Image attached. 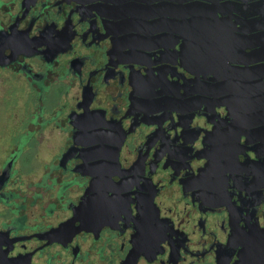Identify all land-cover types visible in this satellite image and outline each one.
I'll use <instances>...</instances> for the list:
<instances>
[{
    "label": "flooded vegetation",
    "instance_id": "af4514ba",
    "mask_svg": "<svg viewBox=\"0 0 264 264\" xmlns=\"http://www.w3.org/2000/svg\"><path fill=\"white\" fill-rule=\"evenodd\" d=\"M176 4L0 0V264H264V76Z\"/></svg>",
    "mask_w": 264,
    "mask_h": 264
},
{
    "label": "water",
    "instance_id": "95a60500",
    "mask_svg": "<svg viewBox=\"0 0 264 264\" xmlns=\"http://www.w3.org/2000/svg\"><path fill=\"white\" fill-rule=\"evenodd\" d=\"M152 1L155 0H126V6L138 10L150 7ZM167 4H170V1ZM249 5L251 8L256 5V10L259 12L264 11V0H177L176 10L179 18L177 22L179 33L183 37L179 52H183L182 56L185 58L192 56L195 62L203 63L202 52L194 51L192 55L190 53L192 48H199L198 50L202 51L205 45L210 49L207 56L210 66L225 65L240 69L244 76L248 74L247 81H261L264 76V16H249L251 13ZM225 19L232 24H224L229 27V31L225 29L226 36L224 33L221 34L223 30L219 29V22ZM237 20L243 24L240 27L242 32L234 35L232 28H235L234 23ZM252 28L256 31L250 33ZM206 39L211 40L206 41ZM245 47L250 49L246 50ZM239 54L245 56L244 59L238 57ZM193 73L198 78L202 71ZM214 78L217 79L213 77L212 80H215Z\"/></svg>",
    "mask_w": 264,
    "mask_h": 264
},
{
    "label": "crops",
    "instance_id": "0c3cea01",
    "mask_svg": "<svg viewBox=\"0 0 264 264\" xmlns=\"http://www.w3.org/2000/svg\"><path fill=\"white\" fill-rule=\"evenodd\" d=\"M248 1H252V0H248ZM256 6V5H255ZM255 6H253L252 8H251V6L249 5V7L248 8H251L250 9V12L251 13H249V16H255V15H263L264 16V11H260L259 12V10H256V7Z\"/></svg>",
    "mask_w": 264,
    "mask_h": 264
},
{
    "label": "rangeland",
    "instance_id": "374dc122",
    "mask_svg": "<svg viewBox=\"0 0 264 264\" xmlns=\"http://www.w3.org/2000/svg\"><path fill=\"white\" fill-rule=\"evenodd\" d=\"M49 155H50V154L46 153V154H45V157L41 158V160H43V159H48V156H49Z\"/></svg>",
    "mask_w": 264,
    "mask_h": 264
}]
</instances>
